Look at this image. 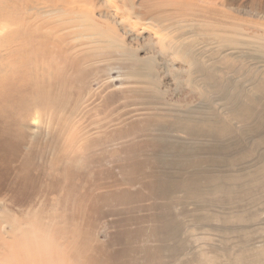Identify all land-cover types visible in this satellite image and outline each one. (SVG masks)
I'll use <instances>...</instances> for the list:
<instances>
[{"label": "bare ground", "instance_id": "6f19581e", "mask_svg": "<svg viewBox=\"0 0 264 264\" xmlns=\"http://www.w3.org/2000/svg\"><path fill=\"white\" fill-rule=\"evenodd\" d=\"M82 1L93 8L83 11ZM106 1L112 12L104 8L96 13L99 6L93 0L44 2L48 8L45 12H59L66 22L71 14L73 22H84L90 29V33H85L87 37L109 40L111 44L119 36L103 25L111 24L109 20L117 16L125 20L118 11L124 6L130 17L165 34L162 46L167 51L162 53L172 64L179 62L183 66L174 72L176 81L180 83L181 77H185L188 86L198 89L203 101L197 106L188 104L185 109L170 108L173 119L168 123L159 125L153 119L149 124L151 134L142 142L146 149L131 164L132 169L143 170L140 188L134 193L136 198H121L122 194H128L126 190L97 194L96 183L80 182L79 200L87 202L93 215L101 208L96 203L98 200L152 201L149 207L145 205L154 210L152 213L135 215L129 222L132 227L114 232L111 238L121 245L119 249L111 251L109 245H93V232L78 226L67 213L35 211L28 221L0 216V243L7 244L0 245V264H149L147 260L151 258L164 259L159 264H195L197 254L186 251L189 242L183 237L186 228L197 225L209 228L215 220L222 223L220 231L231 233L242 231L237 225H224L234 221L248 223L250 232L259 220L264 228V27H260V34H250L244 22L233 16L236 14L216 9L215 4L205 8L209 15L199 19V28L197 23L189 21L197 15V11L189 8V0ZM250 1L254 5L264 3V0ZM220 2L223 5L225 0ZM230 25H233L231 29ZM249 28L253 29L254 25L249 24ZM201 35L205 38L201 39ZM210 42L217 48L213 50L212 46L209 51ZM114 46L129 56L123 64L131 69L135 80L147 84V90L141 88L138 93L146 97L147 103L160 100L162 90L155 58H141L128 46ZM243 47L250 51L242 50ZM205 57L213 65L206 63ZM229 58L237 61L230 63ZM249 59L254 62L245 68L242 61ZM22 72L0 79V199L11 197L19 206L41 197H66L70 187L64 173L62 178L56 170L49 171L40 162L33 163L28 146L23 149L21 127L28 129L33 138L39 129L36 119L27 124V112L37 106L40 91L32 82V78L36 80L37 70L33 67L32 73ZM230 73H236L239 78L235 80ZM237 123H241L239 127ZM173 132L188 138L174 137ZM217 204L222 212L217 210ZM190 205L193 208H188ZM133 210H139V206ZM9 223L10 232L6 229ZM141 223L147 224L138 225ZM148 237L159 243L153 247L138 246ZM254 240L239 239L242 246L236 252L225 249L218 264H264V244L257 248ZM210 260L204 264H212L214 260Z\"/></svg>", "mask_w": 264, "mask_h": 264}, {"label": "rangeland", "instance_id": "374dc122", "mask_svg": "<svg viewBox=\"0 0 264 264\" xmlns=\"http://www.w3.org/2000/svg\"><path fill=\"white\" fill-rule=\"evenodd\" d=\"M44 1L47 2L0 0V79L11 78L13 74L14 77L19 71L31 72L33 67L37 70L36 80L32 78V82L39 88L40 99L35 109L27 112V124L36 119L39 129L33 138L28 129L21 127L23 149L26 150L25 147L28 146L33 163L40 162L47 170H56L62 178L64 173L70 182L69 194L66 197H41L24 206H19L10 200L11 197H6L0 199V216L28 221L33 218L35 211H43L45 214L64 212L74 217L73 221L78 223V226L93 232V245L106 244L111 251L116 250L121 245L113 242L114 232L120 228L132 227L129 222L133 216L152 213L154 210L147 208L152 201L136 203L131 200H98L96 203H99L97 205L101 208L93 215L86 205L87 202L79 200L80 182L96 183L94 190L97 194L126 190L128 194H122L121 198H136L134 193L140 188L143 170H134L131 164L134 157L141 156L146 149L142 142L151 134L149 124L153 119L159 125L168 123L173 119L170 108L185 109L186 105L197 106L203 100L198 89L188 86L185 77H181L182 83L176 81L174 72L183 66L179 62L172 64L162 53L167 51L162 46L165 34L159 33L160 29L146 22L130 17L124 6L118 11L126 17L125 20L113 16L115 19L109 20V23H112H104L103 26L110 33L119 36L117 42H112L113 45L128 46L132 51H137L141 58H155L158 63L155 69L162 93L160 100L153 103H147L146 97L138 93V89L147 90V84L136 81L131 75V69L123 64L129 56L126 57L113 47L104 35L101 37L108 41L87 37L85 33H90V29L88 31L84 22H73L70 19L71 14H68L66 19L69 22H66L62 20L64 16L59 12H45L48 8L45 7ZM93 1L98 2H94L99 6L96 13L104 8L111 11L106 0ZM220 1L216 0L214 3L210 0H189V8L197 11L195 19L190 18L189 21L199 25V19L209 15L204 12L205 8L215 4L216 9L221 8L231 12L230 14H236L233 16L241 23L244 22L250 34L262 32L264 3L254 5L250 0H225L222 5ZM80 6L85 11L92 5L82 1ZM249 24L254 25V28L250 29ZM232 27L233 25H230V29ZM203 36L201 35V39L205 38H202ZM198 38L200 39V36ZM207 46L209 51L217 48L212 42ZM242 50L250 51L248 47H243ZM176 56L180 57L178 54ZM208 58L205 57L204 61L210 65L213 61ZM231 60L237 61L228 59L229 62ZM249 60L242 61L245 68L254 62ZM230 76L235 80L239 78L236 73H230ZM240 124L237 123V126ZM172 134L181 139L188 138L183 133ZM234 139L237 138L231 140ZM136 205L139 210L132 211ZM216 207L220 212L223 211L220 204ZM188 208H193V205ZM175 212L178 213L179 208H176ZM259 221L251 226L252 232L247 229L249 224L246 222L234 221L224 224L226 227H240L242 231L236 232L237 234L227 230L220 231L222 223L216 220L211 223V227L207 226L209 228L198 225L188 227L183 232V237L189 241L186 243V251L192 250L197 254L199 258L196 256L198 260L195 264H204L211 261L210 259L218 264L225 249L236 252L242 246L239 239H255V247L258 248L264 244V228ZM6 229L10 232L12 225L7 224ZM157 243L159 242L154 237H148L140 241L138 246L153 247ZM161 261L164 262V259L151 258L147 263L159 264Z\"/></svg>", "mask_w": 264, "mask_h": 264}]
</instances>
